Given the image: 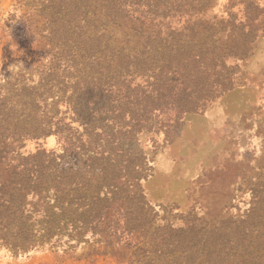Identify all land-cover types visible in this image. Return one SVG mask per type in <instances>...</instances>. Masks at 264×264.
Returning <instances> with one entry per match:
<instances>
[{
    "label": "trees",
    "instance_id": "16d2710c",
    "mask_svg": "<svg viewBox=\"0 0 264 264\" xmlns=\"http://www.w3.org/2000/svg\"><path fill=\"white\" fill-rule=\"evenodd\" d=\"M245 1L40 0L41 26L11 15L22 53L12 61L38 64L27 96L35 111L45 101L46 120L12 131L0 117V252L82 249L129 264L128 252L144 251L139 234L155 229L159 212L143 193L151 166L137 142L235 87L233 67L248 56L264 11ZM110 214L123 224L110 225L106 240ZM160 229L164 242L177 237L190 251L206 242L193 226Z\"/></svg>",
    "mask_w": 264,
    "mask_h": 264
},
{
    "label": "rangeland",
    "instance_id": "374dc122",
    "mask_svg": "<svg viewBox=\"0 0 264 264\" xmlns=\"http://www.w3.org/2000/svg\"><path fill=\"white\" fill-rule=\"evenodd\" d=\"M255 1L264 6V0ZM19 13L36 17L41 26L40 0H0V103L4 107L0 117L11 122L12 131L17 122L32 127L46 120L45 101L35 102L39 107L35 111L27 96L38 83L40 72L34 70L38 64L12 61L22 56L21 52L17 56L18 42L11 28V15ZM261 17L262 27L248 56L233 67L235 87L204 111L184 115L176 128L167 129L166 123L138 140L151 166L141 181L143 193L154 209L150 213L159 215L151 233L139 234L144 251L128 252L129 264H264V11ZM48 60L45 57L41 64ZM229 62L234 63L233 58ZM54 144L55 138L50 137L48 145ZM118 222L123 224L110 214V224L102 225L104 239L108 240L110 225ZM167 224L193 226L197 239L202 230L201 243L206 242L197 246L199 252L187 250V242L179 244L177 237L164 242L167 229L156 228ZM0 264L124 263L113 254L78 249L74 255L41 250L26 257L2 250Z\"/></svg>",
    "mask_w": 264,
    "mask_h": 264
}]
</instances>
